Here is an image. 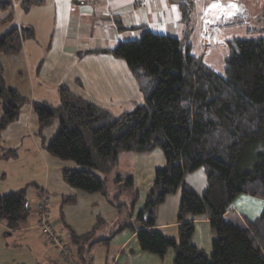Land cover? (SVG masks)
<instances>
[{"label": "trees", "instance_id": "16d2710c", "mask_svg": "<svg viewBox=\"0 0 264 264\" xmlns=\"http://www.w3.org/2000/svg\"><path fill=\"white\" fill-rule=\"evenodd\" d=\"M17 1L28 9L44 0ZM196 1L170 0L180 12L181 37L145 29L139 39L87 51L124 59L137 82L142 104L118 115L77 96L66 85L58 89V104L31 100L7 83L0 61V130L29 102L40 131L58 119V131L45 148L77 165L62 171L64 181L87 193L107 195L121 215L117 232L136 231L137 224L143 251L164 258L174 250V264H264V211L247 225L226 216L241 194L264 200V0L255 25H247L244 36L228 40L222 73L192 51ZM13 3L0 0V9L10 11L8 19H13ZM33 37L31 26L13 23L0 35V54L19 55L24 40ZM156 149L163 152L165 165L156 169L146 201L135 211L139 190L133 173L118 170L119 156ZM200 168L207 180L202 194L185 182L187 174ZM179 189L177 236L170 237L153 227L158 207ZM74 202L75 196L63 199ZM31 215L25 188L0 195V221L9 232ZM201 216L209 218L213 230L211 254L193 240L195 218ZM72 239L77 246L68 245L67 256L47 264H91L94 245L111 238L87 243L88 234L72 233Z\"/></svg>", "mask_w": 264, "mask_h": 264}, {"label": "crops", "instance_id": "0c3cea01", "mask_svg": "<svg viewBox=\"0 0 264 264\" xmlns=\"http://www.w3.org/2000/svg\"><path fill=\"white\" fill-rule=\"evenodd\" d=\"M243 4L241 0L196 1L190 36L192 51L213 68L218 61L224 68L223 59L228 40L239 35V31L240 36H244L247 25H255L256 18L262 13L263 3L254 12L249 11V3ZM19 8L20 1L11 11ZM9 12L0 9V35L13 24L7 17ZM16 16L18 19L23 17L21 20L27 24L14 23L31 26L35 31V37L24 40L23 49L18 55L21 59L19 66L27 67V77L34 89L24 91L19 82L18 85L9 83L5 75L9 85L20 89L31 100L51 104L59 103L58 89L61 85H66L77 96L107 108L116 115L142 104L143 95L124 59L108 52L87 51L109 49L120 41L139 39L145 29L171 36L183 35L179 9L170 0H44L42 3L32 4L21 14L18 12ZM33 90L37 95L32 94L30 97L28 94ZM2 114L0 105V119ZM59 125V120L55 119L50 126L40 131L38 116L29 102L21 107L15 121L0 130V179H5L0 184L10 182V178H13L12 183L15 184V187L1 186L5 188L0 189V192H4L0 195L25 188L35 213L41 193L46 192L49 197L48 213L54 219L49 215L52 223L59 236L72 246L71 249L77 246L73 243L72 233L88 234L87 243L94 239L111 238L94 245L91 264H111L113 261L119 264H174V250L161 258L141 249L137 238L140 227L137 224L134 225L137 227L136 231L125 228L117 232L121 215L107 195L101 192L87 193L64 181L62 171L77 168V165L73 161L61 160L49 154L45 148V144L57 133ZM23 148L26 151L35 149L39 153V181L31 179V172L27 177L22 175L21 168L24 164H16L17 171L13 167L19 161ZM165 162L164 154L159 149L148 153L120 154V169L124 172L132 171L135 186L139 190L136 211L146 201L154 183L156 169L164 166ZM29 165L30 163H26V167ZM185 182L202 194L207 186L204 169L187 174ZM18 183L22 186L16 185ZM69 196H75L76 202L63 203V199ZM180 201L181 189L167 197L158 207L156 225L153 227L155 230L170 237L177 236ZM263 211L264 200L241 194L226 216L233 212L238 215V220H243L247 225L249 221L258 219ZM33 216L18 229L25 231L26 240L37 248V242L28 232L35 230L33 225L36 218ZM1 223L8 229L5 223ZM195 223L194 243L211 254L214 234L209 218L196 217ZM18 229L10 232H19ZM44 241L47 244L46 238ZM48 247L50 252L43 251L42 254L52 255L53 258L39 264H47L60 258L58 249Z\"/></svg>", "mask_w": 264, "mask_h": 264}, {"label": "rangeland", "instance_id": "374dc122", "mask_svg": "<svg viewBox=\"0 0 264 264\" xmlns=\"http://www.w3.org/2000/svg\"><path fill=\"white\" fill-rule=\"evenodd\" d=\"M247 3L250 4L249 11L254 12L258 10V7L260 5H262L263 0H241V4L247 5ZM24 9H25V6L20 4V8L17 11L16 10L13 11V19H10V21L12 20L11 23H14V21H16L18 23L21 22L23 25L27 24L26 22H23L21 20V19H24L23 17H20V19H18L16 16L18 12L21 14ZM37 21H38V17H37ZM37 24L39 25V22H37ZM1 28H2V24L0 23V29ZM0 33H1V30H0ZM240 33L241 31H239L237 34L240 35ZM0 61H2L4 64L5 75H7L9 83H12V84L17 83L18 85V82H19L20 83L19 86L22 87L24 91H28V92H29V89H34L30 79H28L27 77V73H28L27 67L22 68L19 66L21 59L19 58L18 55L5 56V55L0 54ZM31 66H32V63H31ZM214 66H215L216 71L220 73L223 72V66L222 64H219V61L216 62ZM32 94L37 95L36 92H34V90L32 93L30 92V94L28 95L31 97ZM35 157H36V160H35ZM26 163H30V165L26 167ZM121 163L123 164L122 157L120 158V164ZM16 164H21V165L24 164V166L21 168L23 171L22 175L25 174L27 177L29 172H31L33 173V176H31V179H35L36 181H39V173L41 172V168H40L41 162H40L39 153L35 149L26 151L25 148H23L20 152L19 161L13 164L15 171H17ZM121 165L119 166L121 167ZM120 167H118V170L124 173V171H122ZM126 172L132 173L131 170L125 171V173ZM15 175L17 174L15 173ZM4 182H5V179H0V183H4ZM12 182H13V178L12 179L10 178V182L5 183V184H0V189L5 188V187H15V184H13ZM3 185H7V186L1 187ZM16 185H20V187L22 186L21 183L20 184L18 183ZM1 193H4V192H0V194ZM48 205H49V202L47 203V206ZM135 211H136V208H135ZM49 215L51 216V214ZM31 216H33L37 220L38 209H36V212L34 213V208H33ZM237 217L238 215L237 214L235 215L232 212L227 216V219L234 218L235 220H237ZM51 218L53 219L52 216ZM241 223H243V220L241 221ZM33 227H35L34 228L35 230H31V231L29 230L28 232L31 233L32 239H34V241L37 242L36 244V246H38L37 248L32 246V244H30V242L26 240L24 236L25 231H20V229H18L19 232H10L9 234L8 229L0 222V264H39V263H45L46 261H50L53 258L52 255L46 256L42 254L43 251L50 252V247H48L47 244H45V241H44L45 237L42 235L41 231L39 230V228L36 226L35 223Z\"/></svg>", "mask_w": 264, "mask_h": 264}, {"label": "built area", "instance_id": "2783aa9c", "mask_svg": "<svg viewBox=\"0 0 264 264\" xmlns=\"http://www.w3.org/2000/svg\"><path fill=\"white\" fill-rule=\"evenodd\" d=\"M17 3L18 2H14L13 6H16ZM41 198V201L38 203V217L35 221V224L41 231L42 235L46 238L47 245L58 249L60 252V257H65L69 253V247L65 240L56 232L55 226L49 217L47 206L49 197L44 192ZM73 264L77 263L73 262ZM111 264L119 263L117 261H113Z\"/></svg>", "mask_w": 264, "mask_h": 264}]
</instances>
